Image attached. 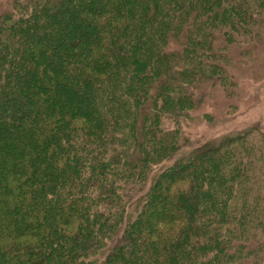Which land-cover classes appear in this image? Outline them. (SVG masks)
Segmentation results:
<instances>
[{"label":"trees","instance_id":"obj_1","mask_svg":"<svg viewBox=\"0 0 264 264\" xmlns=\"http://www.w3.org/2000/svg\"><path fill=\"white\" fill-rule=\"evenodd\" d=\"M262 40L264 0L0 1V264H264V132L183 131Z\"/></svg>","mask_w":264,"mask_h":264},{"label":"rangeland","instance_id":"obj_2","mask_svg":"<svg viewBox=\"0 0 264 264\" xmlns=\"http://www.w3.org/2000/svg\"><path fill=\"white\" fill-rule=\"evenodd\" d=\"M261 43L258 59L234 71L239 82L237 95L230 99L221 90L212 92L205 109L196 114V120L183 125L187 139L207 143L254 128L264 132L263 40Z\"/></svg>","mask_w":264,"mask_h":264}]
</instances>
